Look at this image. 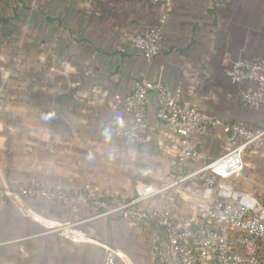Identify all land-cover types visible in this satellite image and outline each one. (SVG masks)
Returning a JSON list of instances; mask_svg holds the SVG:
<instances>
[{
    "label": "crops",
    "instance_id": "1",
    "mask_svg": "<svg viewBox=\"0 0 264 264\" xmlns=\"http://www.w3.org/2000/svg\"><path fill=\"white\" fill-rule=\"evenodd\" d=\"M165 10L149 0H0L10 21L0 24V169L13 187L37 179L74 191L90 182L103 193L131 196L136 179L157 184L176 176L180 140L157 118L154 95L139 143L104 135L110 120L130 123L113 95L139 79L180 86L183 103L225 121L264 127V106L243 102L245 85L228 75L240 57L264 58V0H173L161 51L148 60L129 36ZM191 140L201 158L188 169L219 157L227 143L221 127L197 130ZM245 165L246 175L219 181L209 197L198 182L171 193L190 212L227 200L264 212V147L247 149ZM27 209L64 221L68 206L39 197L2 203L0 264H102L101 247L46 233ZM92 214L81 206L74 218ZM79 227L113 243L132 264H158L128 221L107 216Z\"/></svg>",
    "mask_w": 264,
    "mask_h": 264
},
{
    "label": "built area",
    "instance_id": "2",
    "mask_svg": "<svg viewBox=\"0 0 264 264\" xmlns=\"http://www.w3.org/2000/svg\"><path fill=\"white\" fill-rule=\"evenodd\" d=\"M165 6L154 24L133 31L129 40L134 49L151 60L164 43L165 25L173 0H149ZM228 75L234 83L244 84L241 99L256 108L264 106V58L240 57ZM182 87H170L162 80L139 79L128 92L113 95L116 107L131 115L128 125L110 120L103 126L106 137L137 144L142 140L148 102L156 98V116L180 140V164L174 177L145 183L136 179L131 196L106 194L90 182L74 191L41 183L37 179L13 187L0 169V205L6 200L39 197L68 206L66 219L57 221L26 210L46 227V233L59 232L66 239L87 242L103 250L102 264H118L120 259L132 264L121 250L104 237L79 226L100 217L117 216L130 222L134 231L149 246L158 264H264V212L254 203L227 200L199 203L197 211L183 209L171 190L188 182L204 185L206 196L221 180L246 175L245 153L249 148L264 147V127L253 128L241 121H225L220 116L181 101ZM221 127L225 151L217 158L191 169L186 165L201 158L192 143V135L202 128ZM187 163V164H186ZM81 206L93 209L87 219H75Z\"/></svg>",
    "mask_w": 264,
    "mask_h": 264
},
{
    "label": "trees",
    "instance_id": "3",
    "mask_svg": "<svg viewBox=\"0 0 264 264\" xmlns=\"http://www.w3.org/2000/svg\"><path fill=\"white\" fill-rule=\"evenodd\" d=\"M8 22H10L9 19L6 17H3L2 14L0 13V24L1 25H7V24H9Z\"/></svg>",
    "mask_w": 264,
    "mask_h": 264
},
{
    "label": "rangeland",
    "instance_id": "4",
    "mask_svg": "<svg viewBox=\"0 0 264 264\" xmlns=\"http://www.w3.org/2000/svg\"><path fill=\"white\" fill-rule=\"evenodd\" d=\"M55 233H58L59 235H60V233L59 232H55ZM62 236V235H61ZM63 237V236H62ZM63 238H65V237H63ZM66 239V238H65Z\"/></svg>",
    "mask_w": 264,
    "mask_h": 264
}]
</instances>
